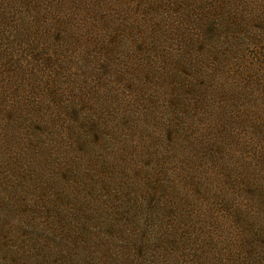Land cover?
<instances>
[{
  "label": "rangeland",
  "instance_id": "obj_1",
  "mask_svg": "<svg viewBox=\"0 0 264 264\" xmlns=\"http://www.w3.org/2000/svg\"><path fill=\"white\" fill-rule=\"evenodd\" d=\"M4 9L0 264H264V0Z\"/></svg>",
  "mask_w": 264,
  "mask_h": 264
},
{
  "label": "trees",
  "instance_id": "obj_2",
  "mask_svg": "<svg viewBox=\"0 0 264 264\" xmlns=\"http://www.w3.org/2000/svg\"><path fill=\"white\" fill-rule=\"evenodd\" d=\"M10 2L11 0H0V5L3 4L5 6V9L9 8V5H10ZM4 9V10H5ZM4 12L0 11V29L2 27L3 24L6 23V18L4 16ZM10 18L11 20L12 19V16L10 15ZM7 24V23H6ZM62 26H65V25H62ZM45 31H43L44 33ZM65 32V31H64ZM43 33H41L40 31H36L35 35L33 38L31 39H28L27 38V35H24L22 36V34L20 33V31L16 28V29H12V32L9 34V35H4V33H0V38H2L4 40V43H10V44H13V42H17V47H18V58H21L22 60H24L26 62V69L29 68V74H25L27 76V80H34L36 78H38L39 76L43 79L41 80H45L44 78L45 77H48L51 81L55 80L56 77L58 76L59 74V69L60 68H56L54 70V72L52 71L53 67L50 66V65H46L45 62H43L42 60H35V57H32V58H29V56H32L34 53H36L37 51L35 50V47H38L39 46L36 44L38 42V40L34 39L36 36L38 37H42L43 36ZM19 35V37L17 38V36ZM0 39V41L2 40ZM40 49V48H39ZM6 61H11V63H13L12 67L13 69H17L18 67V64H17V54L15 55H5L4 56ZM16 61V63H14ZM25 69V70H26ZM68 77L63 76V79L61 81V84L59 83V86H57L56 88H54L52 86V84L50 85V88L48 89H56L57 91V95L59 96V98L61 99L62 97V91L65 86L66 83H68ZM52 81V82H53ZM56 82V80H55ZM31 84V83H30ZM30 86V89L32 90V88L34 87V84L32 85H29ZM37 86V84L35 85ZM52 86V87H51ZM31 102L27 99H22L21 102H19V105L20 107L19 108H16V113L15 114H18L20 116L22 115H26L28 117V119L30 120V123L32 124V127H35L37 128V130H39L40 128L39 125H43L45 123H47V121L44 119V117H42L43 115H39V112L38 111H35V110H32L31 112H28L30 111V107H34L32 106L33 104H30ZM15 104L16 101H15ZM18 105V104H17ZM44 121V123L42 124V122ZM42 131V129H41Z\"/></svg>",
  "mask_w": 264,
  "mask_h": 264
}]
</instances>
